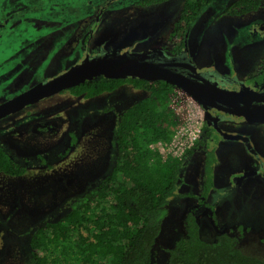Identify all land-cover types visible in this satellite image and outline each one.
I'll use <instances>...</instances> for the list:
<instances>
[{"label":"rangeland","instance_id":"374dc122","mask_svg":"<svg viewBox=\"0 0 264 264\" xmlns=\"http://www.w3.org/2000/svg\"><path fill=\"white\" fill-rule=\"evenodd\" d=\"M138 1L53 0V16L57 18L54 22L70 31L91 16V34L86 43L81 41L83 26L76 29L81 31L74 38L66 37L62 31L59 37L55 33L44 37V59L32 40L24 42L23 38L15 37L2 44L5 48L1 51H9L5 55L0 52V108L14 94L39 86V80L50 79L80 64L85 54L93 56L99 50L120 51L122 56L130 52L146 54L166 41H174L171 34L183 0L148 7L138 6ZM234 1L213 0L184 36L187 53L198 70L244 75L263 67L264 0L254 12L225 16L224 9ZM7 10L0 5V15ZM12 21L11 18L4 22L8 25ZM89 23L87 20L85 24ZM41 36L36 38L39 40ZM21 50L26 55L23 60H28L22 70L23 81H4L8 76H3L4 72L10 74L14 64L20 67L18 59L8 60L9 53ZM145 94L128 85L89 100L59 92L0 118V146L26 168L20 177L0 173V264H26L33 233L43 224L63 217L75 198L111 171L117 158L118 114ZM196 109L201 117V109ZM237 126L227 131L246 134L257 157L264 162L263 122L244 121ZM72 129L77 141L66 153ZM207 144L216 156L208 203L214 209L217 224L209 218L208 210L200 209L201 238L212 242L217 233L233 230L237 248L244 255L264 262V168L241 142L219 139L214 146ZM204 156L205 149L201 147L183 161L175 195L169 200L154 246L155 264H166L167 251L184 233V217L196 204L195 197L203 183Z\"/></svg>","mask_w":264,"mask_h":264},{"label":"trees","instance_id":"16d2710c","mask_svg":"<svg viewBox=\"0 0 264 264\" xmlns=\"http://www.w3.org/2000/svg\"><path fill=\"white\" fill-rule=\"evenodd\" d=\"M168 1L171 0H139L136 4L148 7ZM212 1L183 0L172 34L184 36ZM261 1L236 0L223 14L238 17L254 12ZM253 82L264 85V71ZM123 85L146 94L118 114L114 166L99 182L75 198L63 217L43 224L33 233L26 264H155L154 246L169 200L175 195L183 161L201 147L205 149L201 190L195 197L196 204L186 212L183 235L167 251L166 264H264L237 248L233 230L217 233L212 242L201 238L200 209L208 210L209 218L217 224L214 209L208 203L213 188L215 153L207 146L205 135L181 158L158 152L156 144H168L179 125L171 108L173 83L92 71L63 84L59 92L89 100L112 93ZM76 141L72 129L66 153ZM25 172L26 168L0 146V173L20 177Z\"/></svg>","mask_w":264,"mask_h":264},{"label":"flooded vegetation","instance_id":"af4514ba","mask_svg":"<svg viewBox=\"0 0 264 264\" xmlns=\"http://www.w3.org/2000/svg\"><path fill=\"white\" fill-rule=\"evenodd\" d=\"M52 2L53 0L2 1L0 5H4L6 8H8V10L4 14L0 15V18L2 17L4 21L12 18L13 21L10 24L6 25L5 22L0 19V52L4 55L7 54L9 50L7 52L1 51L5 48V46L2 44L9 42V40H11L12 38L21 37L23 38L24 42H26L27 39H29L30 41L32 40V43H34V45L41 51L39 55H42L43 57V53H45L42 51L44 37H48L52 33H55L56 36L59 37L60 31H62L66 34V37L69 36L70 38H74L76 33L78 31H81L80 29L78 31L76 29L81 26H83L84 29L82 31L81 41H83L82 43H86L87 37L91 34V16L88 19L85 18L90 21L89 24H85L87 22L86 20L85 23H78L79 26L77 28L73 26V30L66 31L65 28L61 24H59V22H54L57 18L56 15L53 16L55 12L53 10V7L55 6V4H53L54 2ZM40 34H42V36L38 40V38L36 37H38ZM25 35L26 38L24 39ZM171 35L173 36L174 41H166V43L161 45L159 49L146 53V55L153 54V56L150 57L151 62H153L154 64H160V66H163L165 70L178 74L179 76L183 77L185 81L190 82L192 85L199 88L200 92L198 93V99L200 103L191 95H189L187 91L178 88L185 94L189 95L202 111L203 123L201 126V136L199 140H201L202 136L205 135V142L214 143V146L216 143H218L219 139L225 140L221 136V133H226L229 135H241L245 137L246 134L227 131V129L238 128L237 125L243 123L244 121L261 120L264 127V85H258L253 82V78L264 71L263 61L260 64L261 66L263 63V67L261 66L257 68L254 74L250 73L244 75H235L234 73L231 74L228 72L221 73V71L215 69L209 71L198 70L187 53L186 44L183 41L186 34L184 36L173 34ZM176 39H180V41H176ZM72 42L75 43L76 41L72 40ZM66 43L68 42L64 41V44ZM167 45H170V47H167ZM73 47L75 51L76 47ZM99 51L101 52L102 50ZM21 52H23V50L15 52L11 51L9 53L10 55L8 57V60L10 58L18 59L20 67H16V64L11 66V77L9 76V72H4L3 76H6L8 74V76L3 79L4 81L8 79H10V81H16L17 79L22 80L24 76V74H22V70L27 66L28 60H23L26 55H23ZM86 56H89V54H85L84 58ZM63 72H61L60 74H62ZM60 74L54 75L52 78L47 80H39L38 82H40V85L30 89L27 92L38 89L43 82L49 81ZM27 85L30 86L31 84L27 83ZM11 92H14V90ZM57 93H59V90ZM22 94L24 93L14 94L10 100ZM223 94L228 95L224 96ZM8 102L2 105L1 108H4ZM258 103H263V105H258ZM28 104L30 103H26L25 107ZM243 113H248L251 117L245 118L243 117ZM10 115L4 117H8ZM238 142H241L246 149L245 144L241 140H238ZM248 153L254 156L258 164H261V167L264 168V162H262V160L257 157L254 149L253 153H250L249 151Z\"/></svg>","mask_w":264,"mask_h":264},{"label":"water","instance_id":"95a60500","mask_svg":"<svg viewBox=\"0 0 264 264\" xmlns=\"http://www.w3.org/2000/svg\"><path fill=\"white\" fill-rule=\"evenodd\" d=\"M151 56H153V54L146 55L144 53L135 52H130L127 55L122 56L120 51L112 53L101 51L98 55L93 57L86 56L80 64L64 71L62 74L49 81L43 82L38 89L24 93L10 100L4 108L0 109V118L24 108L26 103L36 102L54 95L63 84L92 71L116 73L121 77L168 81L173 83L175 87L187 91L189 95L200 103L198 99V93L200 92L199 88L192 85L190 82L185 81L184 78L178 74L165 70L160 64H154L150 60ZM227 95L228 94H225L224 96ZM243 117L248 118L251 116L248 113H243ZM221 136L225 140H241L245 144L246 149L250 153H253V149L246 137L241 135H229L226 133H221Z\"/></svg>","mask_w":264,"mask_h":264},{"label":"built area","instance_id":"2783aa9c","mask_svg":"<svg viewBox=\"0 0 264 264\" xmlns=\"http://www.w3.org/2000/svg\"><path fill=\"white\" fill-rule=\"evenodd\" d=\"M179 91L184 93L175 88L171 98V108L178 117L179 125L168 144H156L161 155L172 158H181L200 139L203 123V116L199 117L196 109L199 106L189 95L184 93L183 96Z\"/></svg>","mask_w":264,"mask_h":264}]
</instances>
